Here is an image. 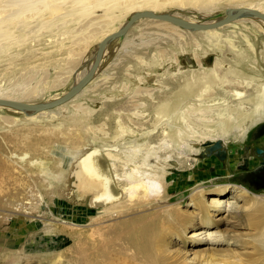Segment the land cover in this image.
<instances>
[{
	"label": "rangeland",
	"instance_id": "1",
	"mask_svg": "<svg viewBox=\"0 0 264 264\" xmlns=\"http://www.w3.org/2000/svg\"><path fill=\"white\" fill-rule=\"evenodd\" d=\"M146 18L110 46L72 100L37 117L0 108L6 264H206L211 254L227 264H264V181L257 174L264 164V31L235 20L198 32ZM84 22L68 27L74 32ZM55 24L13 49L24 64L11 73L10 88H36L23 102H45L74 86L77 71L57 77L73 58L74 40ZM61 40L66 47L57 51ZM79 42L83 69L96 44ZM98 148L119 188H130L114 203L93 204L82 162ZM226 184L250 195L202 215L199 204Z\"/></svg>",
	"mask_w": 264,
	"mask_h": 264
},
{
	"label": "bare ground",
	"instance_id": "2",
	"mask_svg": "<svg viewBox=\"0 0 264 264\" xmlns=\"http://www.w3.org/2000/svg\"><path fill=\"white\" fill-rule=\"evenodd\" d=\"M224 1H228L229 3L233 2V3L222 12H218L219 10L215 11L216 8ZM240 1L242 3H239ZM238 7L255 9L264 13V0H259V1L256 0L255 2H250L249 0H0V99L23 101L28 99L29 95L31 93H34V91L36 90V88H33V90H31L30 92L26 90H25L26 92H23L24 90H19V89H18L19 91L13 90L11 89L13 85H11L10 88L8 79L10 78L11 73L14 74L20 68V66L24 64L22 61V57L20 56L21 52L18 51L19 53H15L13 52V49L26 43L27 36H29L31 32L33 33V31L35 32L40 31L41 29H43V27H45L44 26L45 24H48L47 28L50 25H51L50 28H52L53 27L52 24L54 25L55 23L60 21L63 28H66L64 29L65 33H63L62 35L67 34L66 40L67 39L70 41L74 40L70 48L71 51H74L73 53H71L73 58H71L70 62L68 63L69 66L67 65L66 69L63 70V72L61 71L60 74L57 75V77L58 79L59 78L63 79L65 78V76L68 77L69 76L68 74L71 75L73 72L77 71L75 83H74L75 85L83 79V77L90 71V69L94 65L98 53L99 43L108 35L122 28L129 20V18L136 12H143L147 10L153 11L155 13L167 12L164 14H169L173 17L189 20L191 22L210 24L224 18L226 15V10L228 8H238ZM145 19L147 18L145 17L139 20H145ZM149 20H156V19L150 18ZM235 20H237L239 23L242 24L243 23L255 24L259 26L262 29V31H264V20L259 16L253 15L251 13H244L241 14L239 17H237ZM83 21L85 22L82 24L80 30L78 28L77 31L76 29H74L75 31L72 32L71 31L72 28H69L75 22L77 23ZM157 22L161 23L166 28L167 25L179 29L181 27L174 24L172 25V23L165 20H157ZM218 28L219 27L209 28L205 30H200L198 32H208V31L213 32ZM80 35L83 36L81 37ZM74 36H79L80 39L83 40V42L84 40L86 42L93 41L96 44V47L93 48L94 53L91 52L89 62L87 63V66L84 67L83 69H79V68L87 60V56L84 54V51H82V46L80 45L81 42L78 43L80 39L78 40L71 39ZM121 38L122 37H119L107 43L105 50L103 52L101 63L96 73L100 69V66L103 64V62L105 61L107 55L113 51V49L110 50V46L114 45ZM64 40L63 41L61 40L62 42L58 44L56 48L57 51H59L63 46L66 47L67 41ZM75 45L78 46L76 49L77 51L73 49L75 48ZM50 53H52V55L56 54L55 50L54 51L51 50ZM4 83H7L8 86L6 87H4V85L2 86V84ZM19 88L21 87L19 86ZM82 90L73 98L81 94ZM64 93L65 92L56 93L52 95L50 98L46 99L45 102L59 98ZM238 94L239 92L237 93V95ZM73 98H71L70 100H72ZM0 108H7L15 113L26 114L27 116H31V117H37L40 114L46 113L53 109L52 108L43 111H32V110H22L7 105H0ZM229 115L230 114L228 115L224 114L221 116V118L226 119L227 116ZM95 154L92 155V157L90 156L85 158L82 162L83 167L89 170L88 175L91 180V184H93L91 188L94 195V197L92 198L93 204L98 205L99 201H101L102 203L104 202L114 203L118 200H113L112 198L113 196L110 197L111 196L110 194L112 192L111 187L108 184L105 186H101L95 184L94 182V179H96L97 177L100 178V175L103 174L104 172L103 169L100 167L99 163L96 161ZM107 156L110 160L114 158V155L111 154L110 152H107ZM119 179H120L119 175L116 174V181ZM231 188H235L237 190V196L224 199L225 198V195H223L224 192H226L227 190H231ZM129 189L130 188L128 186L127 187L123 186L121 191L122 193L129 192ZM202 190L200 189L196 191V194L202 193ZM219 190H220L219 193L215 195H211L210 197H208L206 201H204V203L199 204V207L202 209L201 210L202 215L204 214L205 216L206 214L205 212H203V210L206 211L215 210V212H213L215 214L216 212L220 211L221 208H223V206H226L227 204L228 205L237 204V198L240 199L250 195V191L243 186L233 187L229 184H226L219 187ZM253 195L256 200L263 199L261 195H255V194ZM205 220L207 221L208 218L205 217ZM213 223L214 222H208L207 225H211ZM195 236L196 235H193L192 237ZM205 263L227 264L231 262H227L226 260L223 261L222 259L217 258V256L215 257L214 255L211 254L209 255L208 259L205 260Z\"/></svg>",
	"mask_w": 264,
	"mask_h": 264
},
{
	"label": "water",
	"instance_id": "3",
	"mask_svg": "<svg viewBox=\"0 0 264 264\" xmlns=\"http://www.w3.org/2000/svg\"><path fill=\"white\" fill-rule=\"evenodd\" d=\"M244 13H251L253 15L259 16L260 18H262L264 20V13L263 12H261L259 10H255V9L246 8V7L228 8L226 10V15L224 18L218 20L217 22H213L210 24H201V23H197V22H191L189 20L173 17L169 14H164V13L158 14V13H155V12L150 11V10L143 11V12H136L135 14H133L129 18V20L126 22V24L122 28H120L116 32H113L112 34L108 35L106 38H104L99 43L97 57H96V60L94 62V65L92 66L90 71L83 77V79L80 82L75 84L71 89H69L67 92H65L62 96H60L59 98H56L54 100H51V101L36 102V103H29V102H23V101H18V100L0 99V105L12 106V107H16V108L22 109V110L43 111L46 109H52L54 107H57V106L65 103V102L69 101L71 98H73L75 95H77L93 79V77H94V75H95V73H96V71H97V69L101 63V60L103 57V52L105 50L107 43H109L110 41H113L119 37L125 36L127 34V32L129 31V29L133 26V24L141 18L151 17L154 19L169 21V22H172L176 25H179L181 27L188 28L191 30H205V29L216 28V27H220L222 25H225V24L235 20L237 17H239L241 14H244ZM220 146H221V142H217L215 144V148H218ZM94 151L98 152L95 154L96 161L99 163L100 167L103 169V171L108 176V178L106 177V175L104 177L106 179V182L108 183V185L112 189L111 194L113 196L112 197L113 200H119V198L123 197L122 191L115 181L113 173L110 169L109 161H108L105 153L100 148H98L97 150H93L88 154L91 155V154L95 153ZM215 153L220 155V156H221V154L224 155L223 151H219V152H215Z\"/></svg>",
	"mask_w": 264,
	"mask_h": 264
},
{
	"label": "flooded vegetation",
	"instance_id": "4",
	"mask_svg": "<svg viewBox=\"0 0 264 264\" xmlns=\"http://www.w3.org/2000/svg\"><path fill=\"white\" fill-rule=\"evenodd\" d=\"M263 166V167H262ZM105 173V172H104ZM101 174L100 175V178H96V179H94V182H95V184H97V185H101V186H105V185H107L108 183L106 182V179H105V174ZM257 174H258V176H259V178L262 180V181H264V164H262V165H260L259 167H258V170H257ZM106 177H107V175H106ZM108 178V177H107ZM111 195V196H110ZM110 195H108V196H110V197H112V194H110Z\"/></svg>",
	"mask_w": 264,
	"mask_h": 264
},
{
	"label": "crops",
	"instance_id": "5",
	"mask_svg": "<svg viewBox=\"0 0 264 264\" xmlns=\"http://www.w3.org/2000/svg\"><path fill=\"white\" fill-rule=\"evenodd\" d=\"M9 257V256H8ZM7 257V254L5 253H2V254H0V264H6L7 262H10L11 260H10V258L9 259H7L8 258ZM14 261V260H13ZM16 261V260H15ZM17 262V261H16Z\"/></svg>",
	"mask_w": 264,
	"mask_h": 264
}]
</instances>
